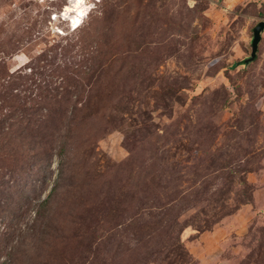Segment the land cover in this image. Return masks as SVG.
Here are the masks:
<instances>
[{"label": "rangeland", "instance_id": "rangeland-1", "mask_svg": "<svg viewBox=\"0 0 264 264\" xmlns=\"http://www.w3.org/2000/svg\"><path fill=\"white\" fill-rule=\"evenodd\" d=\"M75 1L0 0V264H264V0Z\"/></svg>", "mask_w": 264, "mask_h": 264}, {"label": "water", "instance_id": "water-1", "mask_svg": "<svg viewBox=\"0 0 264 264\" xmlns=\"http://www.w3.org/2000/svg\"><path fill=\"white\" fill-rule=\"evenodd\" d=\"M263 29H264V20L260 21L254 27V37H253V41H252V53H251L250 57L245 59L246 62H249L255 58L257 51H258L259 42H260L261 37H262V30Z\"/></svg>", "mask_w": 264, "mask_h": 264}, {"label": "bare ground", "instance_id": "bare-ground-1", "mask_svg": "<svg viewBox=\"0 0 264 264\" xmlns=\"http://www.w3.org/2000/svg\"><path fill=\"white\" fill-rule=\"evenodd\" d=\"M83 1L81 0H76L75 1V10L74 12L76 13L75 16L71 19L72 25L74 28L79 27V25L82 23L83 19L86 18L88 9L86 6L82 4ZM79 5V6H78ZM68 14V11H67Z\"/></svg>", "mask_w": 264, "mask_h": 264}, {"label": "clouds", "instance_id": "clouds-1", "mask_svg": "<svg viewBox=\"0 0 264 264\" xmlns=\"http://www.w3.org/2000/svg\"><path fill=\"white\" fill-rule=\"evenodd\" d=\"M73 29H75V28H73Z\"/></svg>", "mask_w": 264, "mask_h": 264}]
</instances>
